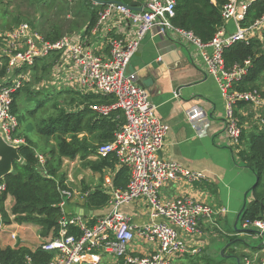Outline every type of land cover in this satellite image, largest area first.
I'll list each match as a JSON object with an SVG mask.
<instances>
[{"label":"built area","instance_id":"1","mask_svg":"<svg viewBox=\"0 0 264 264\" xmlns=\"http://www.w3.org/2000/svg\"><path fill=\"white\" fill-rule=\"evenodd\" d=\"M261 1L264 0H228L222 9L223 24L208 44L174 25L176 0H145L137 9L127 4H107L91 29L86 26L75 36H62L55 41L29 23L0 33V66L6 68V74L0 78V135L9 145L26 144L17 137L20 124L13 107L16 95L29 84L36 91L47 84L57 92L113 98V103L92 104L90 109L99 117H110L117 111L126 117L114 140L101 145L95 157L115 155L119 164L129 170L127 188L118 189L111 177L106 178L104 192L109 196V211L92 220L93 223L85 215H69L66 210L75 198L85 199L89 192L61 190L63 216L59 235L42 244L43 250L52 254L50 264H88L91 259L98 263L101 254L112 257V264H177L186 255L198 253V239L203 235L200 223L224 215L226 210L214 209L192 196L174 199L161 196L162 190L172 183H200L208 179L202 173L190 172L161 158L159 152L166 144L169 127L157 116L138 74L129 73L128 67L149 34L193 44L199 49L206 71L226 98L225 131L231 143L238 145L243 127L235 114V105L244 102L264 107V97L259 91L233 90L235 82L247 71L240 67L227 68L224 54L238 42L248 43L262 37L264 15L248 27L242 23L250 7ZM94 5L98 3L94 1ZM229 23H233V31L228 29ZM44 59L48 61V73L38 82L36 76L42 74V64L38 62ZM79 109L82 107L67 110ZM187 119L199 135L206 133L209 125L201 108L190 109ZM38 158L44 167L46 157L39 154ZM6 189V183L0 182V198ZM139 201L146 204L148 214V221L142 225L134 224L132 217L122 211L123 207ZM6 226L0 205V240L6 234ZM243 228L264 238V216L245 222ZM8 236L16 240L15 234ZM183 236L191 237L192 243ZM136 243L148 245L152 252L144 257L133 256ZM243 264L255 263L245 258ZM259 264H264V260Z\"/></svg>","mask_w":264,"mask_h":264},{"label":"crops","instance_id":"2","mask_svg":"<svg viewBox=\"0 0 264 264\" xmlns=\"http://www.w3.org/2000/svg\"><path fill=\"white\" fill-rule=\"evenodd\" d=\"M228 29L234 30L233 23L228 24ZM128 72L138 74L140 84L147 89L157 116L169 127L166 144L161 150V158L173 161L190 172L202 173L208 179L200 183H172L162 190L161 196L164 199L192 196L214 209L226 210L224 215L216 216L212 220H203L200 223L203 235L198 239V253L186 255L177 264H190L189 261L193 264H200L202 261L211 259L212 251L208 252L207 248L216 245L217 240L222 242L228 240L230 248L234 249L237 238L240 237L236 232L240 223L238 218L246 204L253 198L249 194L252 193L256 177L239 157L240 151L247 149V140H242L241 137L240 143L235 145L231 143L226 134L224 127L226 98L216 80L206 71L199 49L191 43L152 33L142 41L128 67ZM111 99L114 102V99ZM112 101L110 103H113ZM75 106L83 107V105ZM194 107L201 108L205 114L206 123L209 125L204 135H199L187 119V112ZM235 114L239 117L243 131L246 133L255 129L261 130L264 127L262 122L264 121V107H255L249 103H245L244 106L236 104ZM86 136H88V141L95 145V138ZM19 138L25 140L24 137ZM77 159L78 157L73 161L66 159L63 166L75 165ZM96 159L95 156L91 157L93 161ZM121 166L118 163L115 170H105L104 183L100 187L103 191L106 188V178L111 177L114 183V177ZM89 172L97 174L90 170ZM64 174L67 176L68 188H75L72 175L65 172ZM93 189L95 190L94 187ZM14 203V198L8 196L5 208L10 214L11 223L7 224L6 234L0 240V245L6 248L20 244L33 249L30 236L32 232L36 233L40 228L37 225L34 227L35 224H18L13 221L14 216L10 211ZM69 206L70 209H89L85 206V199L82 198H75ZM108 211L106 206L103 210L93 211V214L85 216L92 221L107 214ZM122 211L131 216L136 225H142L148 221L146 204L143 201L123 207ZM72 214L79 215L74 212ZM8 233L15 234L16 240L12 241ZM183 237L185 241L192 243L191 237ZM256 237L261 238L258 235ZM151 252L152 249L148 245L136 243L132 254L135 257H144ZM245 252L242 255V262L238 260V264H242L245 258L259 264L264 260V254H262L264 253V241L259 249H254L252 253L248 250ZM112 262V257L101 254L98 263L91 259L88 264H112Z\"/></svg>","mask_w":264,"mask_h":264},{"label":"trees","instance_id":"3","mask_svg":"<svg viewBox=\"0 0 264 264\" xmlns=\"http://www.w3.org/2000/svg\"><path fill=\"white\" fill-rule=\"evenodd\" d=\"M36 1L44 3L48 0ZM89 1L90 4H93L87 25L91 29L97 23L105 6L94 5L93 0ZM99 1H118L130 5L133 2H144L145 0ZM176 1L174 25L193 33L203 44L213 41L223 24L222 9L228 3V0ZM263 15L264 1H261L250 7L246 19L242 23L248 27ZM19 23L20 20L15 18L13 25ZM6 25L7 23L3 24V26ZM14 27H11V29ZM32 27L35 28L33 25ZM3 30L5 29L3 28ZM3 30L2 32H4ZM46 37L55 41L61 38V32L58 29H53V31L46 34ZM224 58L227 68L240 67L245 68L247 71L246 75L235 82L233 90L239 93L259 91L264 97V32L262 37L253 38L248 43L238 42L226 49ZM247 62L249 64H246ZM47 63L46 59L38 62V65L42 64V74L36 76V81L39 82L46 77L49 67ZM5 74L6 68L0 66V78ZM22 93L34 99L44 91H36L29 84L16 95L13 112L19 123H21V119L16 108L17 101ZM77 94L72 91L57 93L61 100H55L51 104L55 114L49 119H43V126L39 133L47 139L54 138L55 145L45 151L46 153H39L36 143L32 139L24 137L26 144L21 145L19 150L22 161L15 162L13 173L1 181L5 182L7 186L5 193L0 198L4 222L6 224L11 223L10 214L5 208V202L8 196H12L15 200L10 211L11 215L14 216L13 221L18 224L31 223L39 226V235L44 240L55 239L59 235V221L63 216L60 209L62 202L61 190L69 187L67 176L62 173L64 161L66 159L75 160L80 156L86 169L103 174L107 169L115 170L119 163L115 155L97 157L94 161L91 160V157L96 156V152L101 145L114 140L115 132L125 123L124 115L117 111L110 117H99L90 109V106L92 104L110 103L112 99L95 95L80 97ZM63 97L71 98L65 103ZM63 104H66V107ZM237 104L244 106L245 103L238 102ZM35 105L36 109L48 106L45 105L44 100L37 101ZM73 105H83L82 110L79 109L75 112L67 110ZM85 134L94 137L95 144L98 145L89 142L88 136ZM81 135L85 136L82 138ZM244 139L247 140V149L241 150L239 157L255 174L258 185L252 190L253 198L246 204L241 214L240 223L242 225L247 221L260 220L264 216V127L261 130L255 129L250 133L243 131L242 140ZM39 154L46 157L44 167L39 164ZM129 176L128 168L121 166L114 177L115 187L126 189ZM87 192H89L85 198L87 208L93 211L105 209L109 202V196L100 187L94 191L85 189L84 193ZM51 260L52 254L43 250L42 246L31 249L20 244L16 247L8 246L6 248L0 245V264H50ZM238 260L241 261L242 258L239 257Z\"/></svg>","mask_w":264,"mask_h":264},{"label":"rangeland","instance_id":"4","mask_svg":"<svg viewBox=\"0 0 264 264\" xmlns=\"http://www.w3.org/2000/svg\"><path fill=\"white\" fill-rule=\"evenodd\" d=\"M91 8H93V4H90L89 0H48L44 3L37 2L36 0H0V33H2L3 28L5 32L23 23L30 22L35 26V29L39 30L45 36L50 31H53V29H58L61 32V37L75 36L88 25ZM15 18L20 20L18 25H13ZM4 23H7V25L3 26ZM11 27L14 28L11 29ZM41 89L44 93L38 94L34 99L29 98L25 93L20 95L16 109L21 123H19L20 126L17 135L19 137H28L32 139L37 145L38 152L46 153L45 151L55 145V140L54 138L47 139L42 136L39 130L43 126V119H49L55 114V110L52 108L53 106L51 104L55 100L60 101L61 97L57 95L59 92L47 86V84ZM70 98L71 97H63L62 99L66 103ZM39 100H44L45 105L48 106L36 109L35 104ZM65 105L66 104H63V106ZM74 106L75 105H73V107ZM32 110L34 111L32 112ZM64 172L72 175L75 180V188L72 189H75L78 193H84L85 189L94 190L93 187L95 189L102 187L104 183V174L90 173L89 170L83 166L80 156L75 165L67 164L65 167L63 166L62 173ZM85 172L86 174H84ZM249 195L251 196L252 193L250 192ZM33 226L36 227V225ZM236 230L240 237L237 238L238 241L237 244L235 243L236 246H234V249L230 248L228 240H224L223 242L217 240V242L215 241L216 245L214 244L213 247L207 248L208 252L212 251V258L207 261H202L200 264H238V258L240 256V258H242L245 251L248 250L252 253L254 249H259L261 244H263L264 238H257V233L243 228L242 223H239ZM30 237V244L33 249L41 246L45 241L40 237L39 231L36 233L32 232ZM189 263L193 264L191 261H189Z\"/></svg>","mask_w":264,"mask_h":264},{"label":"water","instance_id":"5","mask_svg":"<svg viewBox=\"0 0 264 264\" xmlns=\"http://www.w3.org/2000/svg\"><path fill=\"white\" fill-rule=\"evenodd\" d=\"M93 1H95L98 4L103 5V6L110 4V3H119L122 5H125L124 3L118 2V1H111V2H102L99 0H93ZM126 6L133 8V9H135V8L137 9V7L140 6V2H133L130 5H126ZM19 150H20V147H15V146L9 145L3 139L2 135H0V182L13 173L15 162L22 161V157L19 153ZM159 155L162 156L161 151L159 152ZM257 185H258V180H256V183L253 186V189ZM66 210H67V214H69V215H71L73 212L77 213L79 215L93 214V211H91L89 209H74V208L70 209L68 207ZM76 210H78V212ZM241 214L239 215L238 220L240 219Z\"/></svg>","mask_w":264,"mask_h":264}]
</instances>
